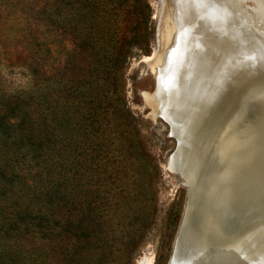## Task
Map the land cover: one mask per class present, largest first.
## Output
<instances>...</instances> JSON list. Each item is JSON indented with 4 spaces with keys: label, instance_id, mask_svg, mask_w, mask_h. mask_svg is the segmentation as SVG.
I'll use <instances>...</instances> for the list:
<instances>
[{
    "label": "rangeland",
    "instance_id": "rangeland-1",
    "mask_svg": "<svg viewBox=\"0 0 264 264\" xmlns=\"http://www.w3.org/2000/svg\"><path fill=\"white\" fill-rule=\"evenodd\" d=\"M44 1L1 0L0 115L3 116L2 118H10L9 121H11L21 117L25 112L33 114L26 107L19 109L11 102H14L13 96L17 91L32 88L36 77L41 78L43 82L44 75L53 72L57 74L61 71L62 76L68 81L75 79L77 82L86 81L94 85L97 79L103 78L104 72V87L99 93L102 94L110 87L123 100L131 116L125 122L127 126L122 125L118 130L120 139L116 141L115 156L107 161L99 175L95 173L96 164L88 171L82 168L80 170L82 174L77 176L80 181L77 183L75 194L65 193L60 196L58 210H61L64 215L71 209H74L76 213H81L94 207L100 188L101 194L106 197L108 195L110 198L109 216L105 219L112 227L114 234H112V241L109 240L108 243L112 247L103 246L101 250H97L96 264H140L141 261H148L150 256L154 257V264H169L184 215L187 189L182 185L181 177L168 169L169 159L175 153L176 141L170 135L169 125L158 116L159 112L155 103L159 94L163 96L166 105L175 104L176 100L180 102L181 89L184 85L180 79L176 80L177 55L170 52L168 47V55L165 53L168 58L164 61L165 68L162 69V66L155 65L156 68L153 69L152 62L156 61L158 56L156 55L158 27L156 15L160 12V0H140L141 7L149 6L147 13L150 14V29L153 34L150 35V41L143 47V50L132 49V55L125 68L115 73L111 80L106 79L109 64L103 58L102 53L94 59L93 55L87 51H78L72 36L51 25L45 15L39 12ZM161 1L162 15L166 25L171 4L170 0ZM128 6H130L129 10H132L135 0H128ZM189 6L185 5L183 8L188 10ZM135 17L136 15H130V17L128 15L129 20L126 22L130 35L134 33L133 30L138 25ZM185 19L187 20L186 16ZM232 22L235 23L231 20ZM236 23L235 25L247 32L256 33V36H264V32L260 33V30H255L250 25L249 16L239 15V21ZM182 24L179 22L174 34L184 32L181 31ZM63 25L66 26L67 23ZM172 33L173 31L171 35H174ZM212 42L216 43L214 40ZM161 51L162 49H159V54ZM205 52L210 56L206 57L201 54L195 56L192 53L187 66L195 65L196 71L202 72L207 80H215L218 77H223V80L238 77L253 78L251 74H242L247 70L248 64L238 61V52L235 48L224 51L213 49ZM173 56L176 57L173 58ZM257 70L264 72V59L258 64ZM247 73H249L248 70ZM198 84H193V90L197 91L201 88ZM158 88L159 94H156ZM196 91L194 93L192 90L187 91L189 105L198 106L202 102V112L198 113V106L195 115L184 116L179 119L180 121L177 120L180 126L188 127L184 131H181V128L174 132L178 137L180 136V147L191 129L201 122L203 114L213 103L216 93L214 90L209 96L201 99L196 95ZM261 91L250 97L256 100L264 95ZM192 95L195 100L190 99ZM249 105L251 103L242 102V108L238 112L239 117ZM155 111L158 114L155 115ZM38 122L31 118L27 120L26 125L31 128L38 125ZM187 145L190 146L189 143ZM214 158L213 154L210 164L203 169L205 179L215 175ZM86 176L90 177L88 184ZM243 209L240 203L229 206V210L237 211L239 216H242ZM81 219L84 221L82 214L78 217V220ZM134 219H138V224L134 225L137 228L142 227V233L137 239V245L130 249L128 254L126 251L121 253V242L126 239L122 236L120 229L124 223L132 222ZM227 224L231 226L230 229ZM222 226L220 233L215 234L216 243L219 245H235L243 238L246 239L245 242L251 243L250 237L255 234L264 242V230L250 233L251 226L244 219L223 222ZM15 240L13 236L5 238V242L9 245ZM40 247L43 248V245ZM49 258L53 262L46 261V258L40 254L35 260L22 262L17 259L8 264H60L62 259V257L58 258L54 252L49 255ZM1 264H5V261Z\"/></svg>",
    "mask_w": 264,
    "mask_h": 264
},
{
    "label": "trees",
    "instance_id": "trees-1",
    "mask_svg": "<svg viewBox=\"0 0 264 264\" xmlns=\"http://www.w3.org/2000/svg\"><path fill=\"white\" fill-rule=\"evenodd\" d=\"M141 5L135 0L129 10L128 0H45L39 12L70 34L78 51L94 59L102 53L109 64L106 79L111 80L125 68L132 49L143 50L153 34L149 6ZM128 15H136L138 23L132 35L126 28ZM104 75L94 85L68 81L61 71L44 75L43 82L36 77L34 86L17 91L11 102L33 114L25 112L11 121L0 115V264L35 260L40 254L53 262L48 259L53 252L62 257L60 264H96L97 250L112 247L108 243L114 231L105 219L111 202L100 188L94 207L64 215L58 210L60 196L75 194L82 168L88 171L96 164L99 175L115 156L118 130L131 116L110 87L99 93ZM31 118L39 122L28 128ZM85 178L88 184L90 177ZM80 214L84 221L78 220ZM138 222L122 225L126 240L121 253L137 245L142 233V227L134 225ZM8 236L16 238L14 243L5 242Z\"/></svg>",
    "mask_w": 264,
    "mask_h": 264
},
{
    "label": "bare ground",
    "instance_id": "bare-ground-1",
    "mask_svg": "<svg viewBox=\"0 0 264 264\" xmlns=\"http://www.w3.org/2000/svg\"><path fill=\"white\" fill-rule=\"evenodd\" d=\"M170 4L171 9L166 25L164 16L156 15L159 22V42L156 49L158 56L156 61L151 62L153 69L156 68L155 65L162 66L164 69L168 52L176 53L177 57L173 56V58L176 57L175 77L177 81L180 79L184 86L181 89V101L176 100L175 104L167 105L163 96H160L158 88L156 94L159 95L155 105L159 114L155 111V115L158 114L168 122L172 127V134L180 140V136L178 137L174 132L181 128V131H184L188 127L180 126L179 119L195 115L198 106V113H201L203 107L202 102L198 106H190L187 91L192 90L194 93L196 89L193 90V84L199 83L198 86L201 88L196 91V95L201 99L209 96L214 90L216 93L213 103L203 114L201 122L191 129L183 139L181 147L179 146L169 159L168 169L175 174L181 173L186 176L191 185L190 195L194 201H202L207 194L216 195L218 188L215 185L210 187L211 182L223 176H230V174L232 176L237 169L238 173H240L239 169L244 171L243 176L248 180L251 188L260 186L264 182V162L256 167L254 165L257 163V158L264 153V95L256 100L250 96L260 92L264 87V72L257 70L258 64L264 59V36L247 32L235 23L239 21V15L249 16L250 25L255 30H260V33L264 32V0H215L214 7L207 5L190 7V5L188 10L179 8L176 0H170ZM231 20L235 23H231ZM178 21L183 23L181 31L184 32L174 34L178 28ZM171 31L174 35H171ZM213 40L216 41L215 44ZM232 48L238 52V61L248 64L246 67L249 73L245 70L242 74H251L253 78L238 77L223 80V77H218L215 80H207L202 72L196 71L195 65L187 66L192 53L195 56L201 54L208 57L210 54L205 51L213 49L224 51ZM159 49H162L160 54ZM201 82L204 83L201 85ZM190 99H194L193 95ZM242 102L251 103V105L246 107L247 109L239 117L238 112L242 108ZM188 143L190 146H186ZM213 154L215 175L205 179L203 169L208 167ZM194 239L192 234L182 230L176 242V252L193 243ZM195 240L202 246L199 254L182 261L177 260L175 254L172 264L256 263V261L244 262L237 258H222L210 263L207 257L219 256L222 251L207 249V245H203L206 244L204 237ZM140 264H154V257L150 256L148 261H141Z\"/></svg>",
    "mask_w": 264,
    "mask_h": 264
},
{
    "label": "water",
    "instance_id": "water-1",
    "mask_svg": "<svg viewBox=\"0 0 264 264\" xmlns=\"http://www.w3.org/2000/svg\"><path fill=\"white\" fill-rule=\"evenodd\" d=\"M160 12L158 16L162 15V1L160 0ZM157 45L159 42V22L156 32ZM145 62V61H143ZM157 89V84L155 91ZM261 92L264 93V88H261ZM152 109V108H151ZM166 122V121H165ZM170 127V135L176 141L175 150L180 146V141L176 136L172 134V127L168 122H166ZM256 167L261 162H264V153L257 158ZM238 173V169L235 173L230 174V176H223L213 181L210 187L215 185L218 189L217 194H207L205 199L202 201H194L190 195L191 185L188 183L186 176L179 173L182 179V185L187 189V201L185 205L184 215L182 223L177 235V239L174 244L173 254L169 261V264L173 263L174 256L176 254L177 260H189L196 257L202 250V246L197 244L196 238L204 237L206 240L207 249L211 250H221V254L218 256H209L207 261L214 263L219 259H232L237 258L244 262L256 261L255 264H264V242L257 234L250 237V242H245V238L241 239L240 242L235 245H219L216 243L215 234L220 233L222 229V223L232 220L244 219L248 224H250V233L259 232L264 230V182L258 186L251 188L248 184V180L243 176L244 171L241 169ZM256 177V175H254ZM258 186V187H257ZM244 208L241 211L242 216L238 215L235 210H229V206L238 204ZM228 226V224H227ZM229 229L231 226H228ZM227 227V228H228ZM182 230L186 233H190L194 236V242L188 244L187 246L181 248L176 252L177 240ZM248 233V235H250ZM246 234V233H245ZM247 235V234H246ZM249 237V236H248ZM258 237V238H257ZM204 248V247H203ZM206 248V246H205ZM209 254V253H207ZM213 257V258H212ZM263 258V259H262Z\"/></svg>",
    "mask_w": 264,
    "mask_h": 264
},
{
    "label": "snow or ice",
    "instance_id": "snow-or-ice-1",
    "mask_svg": "<svg viewBox=\"0 0 264 264\" xmlns=\"http://www.w3.org/2000/svg\"><path fill=\"white\" fill-rule=\"evenodd\" d=\"M177 5L179 8H183L185 5H207L209 7H214L215 0H177Z\"/></svg>",
    "mask_w": 264,
    "mask_h": 264
}]
</instances>
